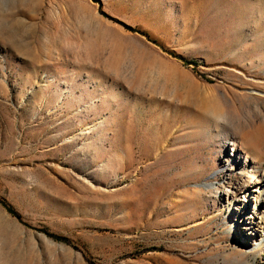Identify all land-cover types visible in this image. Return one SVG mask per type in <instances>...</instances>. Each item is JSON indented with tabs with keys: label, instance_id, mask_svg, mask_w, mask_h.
Returning <instances> with one entry per match:
<instances>
[{
	"label": "rangeland",
	"instance_id": "obj_1",
	"mask_svg": "<svg viewBox=\"0 0 264 264\" xmlns=\"http://www.w3.org/2000/svg\"><path fill=\"white\" fill-rule=\"evenodd\" d=\"M263 95L264 0H0V264H264Z\"/></svg>",
	"mask_w": 264,
	"mask_h": 264
},
{
	"label": "bare ground",
	"instance_id": "obj_2",
	"mask_svg": "<svg viewBox=\"0 0 264 264\" xmlns=\"http://www.w3.org/2000/svg\"><path fill=\"white\" fill-rule=\"evenodd\" d=\"M263 97H264V95H263ZM226 116H227L226 114L222 113L221 116H219L217 118L216 127H222L221 123L227 122V119L225 118ZM236 156L237 155H235V158H234L235 160H236ZM238 156H239V154H238ZM239 159H240V156H239ZM236 161H238V157H237ZM248 162L254 163L251 160H248L247 157H245L244 163L247 164ZM250 168H256V167H254V165H251ZM253 187H254L253 192L257 193L256 199H253V201H255V203L257 205V211L258 210L264 211V172H262L261 176L257 180H255ZM262 187H263V189H262ZM253 197H254V195H253Z\"/></svg>",
	"mask_w": 264,
	"mask_h": 264
},
{
	"label": "trees",
	"instance_id": "obj_3",
	"mask_svg": "<svg viewBox=\"0 0 264 264\" xmlns=\"http://www.w3.org/2000/svg\"><path fill=\"white\" fill-rule=\"evenodd\" d=\"M188 63H193V61H189ZM0 202L3 204V206L9 211L11 212L13 215H15L16 217L19 218V214L16 213V211L4 200V199H0ZM47 235L55 238V239H58V240H65L66 238L65 237H62L60 235H57V234H54V233H51L49 231H47L46 229L43 230Z\"/></svg>",
	"mask_w": 264,
	"mask_h": 264
}]
</instances>
